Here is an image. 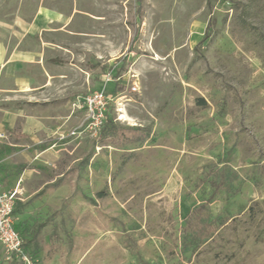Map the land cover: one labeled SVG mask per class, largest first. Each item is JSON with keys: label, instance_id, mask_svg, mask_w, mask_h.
<instances>
[{"label": "rangeland", "instance_id": "1", "mask_svg": "<svg viewBox=\"0 0 264 264\" xmlns=\"http://www.w3.org/2000/svg\"><path fill=\"white\" fill-rule=\"evenodd\" d=\"M41 11L58 67L0 118V190L32 264H264V0H0V38ZM105 71L125 96L112 125L145 139L71 135Z\"/></svg>", "mask_w": 264, "mask_h": 264}, {"label": "crops", "instance_id": "2", "mask_svg": "<svg viewBox=\"0 0 264 264\" xmlns=\"http://www.w3.org/2000/svg\"><path fill=\"white\" fill-rule=\"evenodd\" d=\"M47 11L52 13L50 10ZM49 18L51 20L46 22ZM52 20H56V17H48L41 11L31 20L16 18L12 25H9V29L3 30L4 38H0V73H5L7 78L2 83L4 89H0V92L5 96L11 95L13 99L3 104L5 105L3 107L0 104L2 124L6 123L12 127L16 118L24 113L22 105L26 98L32 97L33 92L46 88L51 83L50 72L55 69H50V64L54 65L52 67H58L55 63L59 62V58L55 53L61 50L59 44L53 40L55 35L58 36V31L49 26L53 24ZM48 52H51L53 57L48 58L46 56ZM29 123L34 124L33 121L27 120L25 127L28 130ZM27 173L28 171H25L24 176ZM22 237L25 241L24 236Z\"/></svg>", "mask_w": 264, "mask_h": 264}, {"label": "built area", "instance_id": "3", "mask_svg": "<svg viewBox=\"0 0 264 264\" xmlns=\"http://www.w3.org/2000/svg\"><path fill=\"white\" fill-rule=\"evenodd\" d=\"M117 81L120 80L118 77ZM115 82L112 71H105L102 76L100 87L96 90L88 91L77 103L74 104V110L83 112L81 126L72 131L71 135H88L92 138H99L108 119V109L115 106L116 116L112 121L124 122L122 118L124 111L119 107L120 100L125 99L122 91L111 90L108 85ZM135 83L130 88L136 91ZM16 193L4 192L0 190V245L4 250L7 260L18 261L21 264H32L31 256L27 253L25 241L18 232L14 222V208L16 202Z\"/></svg>", "mask_w": 264, "mask_h": 264}, {"label": "trees", "instance_id": "4", "mask_svg": "<svg viewBox=\"0 0 264 264\" xmlns=\"http://www.w3.org/2000/svg\"><path fill=\"white\" fill-rule=\"evenodd\" d=\"M107 125H110L111 127L109 126L110 128L106 131V133L108 132L109 136L112 137V142L116 145H122L125 143H132V142H135L138 140L145 139L146 134L144 133V130L141 128H138V127H115L112 125L111 119H108L105 127ZM55 186H53V187H55ZM41 192H43V190ZM215 231H216V227L213 224L209 223V224L205 225V227H203L200 231L201 241L211 238V236L214 234ZM7 264H21V263H19L18 261H12L11 260Z\"/></svg>", "mask_w": 264, "mask_h": 264}, {"label": "bare ground", "instance_id": "5", "mask_svg": "<svg viewBox=\"0 0 264 264\" xmlns=\"http://www.w3.org/2000/svg\"><path fill=\"white\" fill-rule=\"evenodd\" d=\"M122 118H124V119H125V115H123V116H122Z\"/></svg>", "mask_w": 264, "mask_h": 264}]
</instances>
